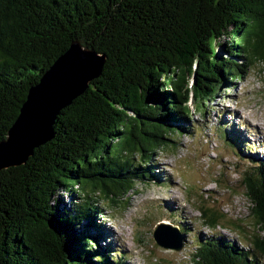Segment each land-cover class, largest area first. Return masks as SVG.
Returning <instances> with one entry per match:
<instances>
[{
    "label": "trees",
    "instance_id": "obj_1",
    "mask_svg": "<svg viewBox=\"0 0 264 264\" xmlns=\"http://www.w3.org/2000/svg\"><path fill=\"white\" fill-rule=\"evenodd\" d=\"M73 41L105 56L102 72L60 111L51 141L0 171V264H123L101 245L98 209L81 199L70 214L59 195L77 186L114 206L136 182L156 180L151 156L242 77L235 60H264V0H0V142ZM250 161L242 184L264 232V159ZM206 225L219 226L214 215ZM249 241L200 239L191 264H261L264 234Z\"/></svg>",
    "mask_w": 264,
    "mask_h": 264
},
{
    "label": "rangeland",
    "instance_id": "obj_2",
    "mask_svg": "<svg viewBox=\"0 0 264 264\" xmlns=\"http://www.w3.org/2000/svg\"><path fill=\"white\" fill-rule=\"evenodd\" d=\"M231 41L227 35L217 40V52L225 56L223 50ZM235 62L242 77L219 90L215 100L202 109L204 114L194 111L188 133L168 137L173 146L153 153L150 169L156 180L136 182L114 206L100 193L87 198L77 186L75 196L59 195L70 214L81 199L98 209L101 217L96 218L106 239L101 245L109 246L114 260L191 264L200 239L224 237L247 249L252 236L264 234L254 224L242 184L243 173L252 165L250 159H264V60L252 65L240 58ZM226 132H232L234 141L224 136ZM132 158L136 164L137 157ZM212 215L219 224L215 229L206 225ZM161 221L182 228L186 241L182 251L163 249L153 242L152 230ZM259 261L264 264L263 258Z\"/></svg>",
    "mask_w": 264,
    "mask_h": 264
},
{
    "label": "water",
    "instance_id": "obj_3",
    "mask_svg": "<svg viewBox=\"0 0 264 264\" xmlns=\"http://www.w3.org/2000/svg\"><path fill=\"white\" fill-rule=\"evenodd\" d=\"M105 56L78 41L28 89L19 113L0 142V171L25 164L34 149L51 141L53 125L60 111L83 94L102 72ZM153 242L174 252L183 249L185 235L177 226L161 221L152 230Z\"/></svg>",
    "mask_w": 264,
    "mask_h": 264
},
{
    "label": "clouds",
    "instance_id": "obj_4",
    "mask_svg": "<svg viewBox=\"0 0 264 264\" xmlns=\"http://www.w3.org/2000/svg\"><path fill=\"white\" fill-rule=\"evenodd\" d=\"M182 250H183V249H182ZM182 250H181V251H182Z\"/></svg>",
    "mask_w": 264,
    "mask_h": 264
}]
</instances>
